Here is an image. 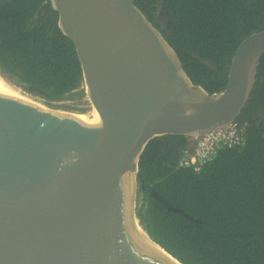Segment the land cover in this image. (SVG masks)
Masks as SVG:
<instances>
[{
	"label": "water",
	"instance_id": "95a60500",
	"mask_svg": "<svg viewBox=\"0 0 264 264\" xmlns=\"http://www.w3.org/2000/svg\"><path fill=\"white\" fill-rule=\"evenodd\" d=\"M50 1L83 85L61 97L0 87V264H184L144 226L140 156L156 137L194 145L235 123L264 30L242 40L226 88L210 94L134 0Z\"/></svg>",
	"mask_w": 264,
	"mask_h": 264
},
{
	"label": "trees",
	"instance_id": "16d2710c",
	"mask_svg": "<svg viewBox=\"0 0 264 264\" xmlns=\"http://www.w3.org/2000/svg\"><path fill=\"white\" fill-rule=\"evenodd\" d=\"M134 2L158 29L165 21L166 37L188 75L210 94L226 88L242 40L264 30V0ZM0 75L56 97L83 85L77 52L50 0H0ZM263 111L264 55L235 121L245 126L243 148H223L199 172L179 166L193 147L185 135L156 137L140 156L144 226L182 263L264 264Z\"/></svg>",
	"mask_w": 264,
	"mask_h": 264
},
{
	"label": "built area",
	"instance_id": "2783aa9c",
	"mask_svg": "<svg viewBox=\"0 0 264 264\" xmlns=\"http://www.w3.org/2000/svg\"><path fill=\"white\" fill-rule=\"evenodd\" d=\"M245 144V126L233 123L228 128L200 136L195 141L194 148L184 152L179 166L199 172L206 164L212 162L223 148H243Z\"/></svg>",
	"mask_w": 264,
	"mask_h": 264
},
{
	"label": "bare ground",
	"instance_id": "6f19581e",
	"mask_svg": "<svg viewBox=\"0 0 264 264\" xmlns=\"http://www.w3.org/2000/svg\"><path fill=\"white\" fill-rule=\"evenodd\" d=\"M4 77H0V87L1 88H3L4 90H6L7 92H9V93H11L12 91H14L12 88H10V87H8L6 84H8V83H6V82H8V80L7 81H5V83H4V81L2 80ZM148 242V245L149 246H151V247H153L154 249H156V250H158V251H161V249H160V247L159 246H157L156 244H154L152 241H147ZM161 252H163V251H161Z\"/></svg>",
	"mask_w": 264,
	"mask_h": 264
},
{
	"label": "flooded vegetation",
	"instance_id": "af4514ba",
	"mask_svg": "<svg viewBox=\"0 0 264 264\" xmlns=\"http://www.w3.org/2000/svg\"><path fill=\"white\" fill-rule=\"evenodd\" d=\"M160 26V31L165 35V36H168V29H167V26L165 24V21L161 20V23L159 24ZM261 115H264V111L260 113ZM191 144L193 142H190Z\"/></svg>",
	"mask_w": 264,
	"mask_h": 264
},
{
	"label": "rangeland",
	"instance_id": "374dc122",
	"mask_svg": "<svg viewBox=\"0 0 264 264\" xmlns=\"http://www.w3.org/2000/svg\"><path fill=\"white\" fill-rule=\"evenodd\" d=\"M0 77L2 78V76L0 75ZM3 81H4V83H5V81H7L6 79H2ZM6 83H8V84H6ZM5 84L8 86V87H10V88H12L13 90H20V89H22V87H20V86H17V85H15V84H13L12 82H10V81H8V82H6ZM194 145H195V143H194ZM193 145V146H194Z\"/></svg>",
	"mask_w": 264,
	"mask_h": 264
},
{
	"label": "crops",
	"instance_id": "0c3cea01",
	"mask_svg": "<svg viewBox=\"0 0 264 264\" xmlns=\"http://www.w3.org/2000/svg\"><path fill=\"white\" fill-rule=\"evenodd\" d=\"M194 148V146L192 147V149Z\"/></svg>",
	"mask_w": 264,
	"mask_h": 264
}]
</instances>
